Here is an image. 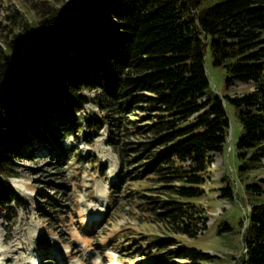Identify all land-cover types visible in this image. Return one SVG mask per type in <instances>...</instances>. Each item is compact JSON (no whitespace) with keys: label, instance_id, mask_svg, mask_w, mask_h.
Returning <instances> with one entry per match:
<instances>
[{"label":"trees","instance_id":"trees-1","mask_svg":"<svg viewBox=\"0 0 264 264\" xmlns=\"http://www.w3.org/2000/svg\"><path fill=\"white\" fill-rule=\"evenodd\" d=\"M90 2L85 7L73 0L62 8L40 3L37 21L23 22L18 13L9 19L13 25L21 20L22 34L0 45V209L11 213L12 228L16 213L10 205L20 208L23 200L4 179L16 175L15 159L25 147L45 142L62 150L58 135H79L84 125L92 145L107 125L119 160L118 181L111 184L114 204L125 198L141 221L196 237L207 217L193 201L203 195L212 154L228 143V105L242 128L238 176L264 169V0ZM208 49L212 65L228 74L226 90L241 83L252 91L211 93ZM90 103L100 113L83 123ZM66 153L59 151V160ZM84 160L106 180L97 156ZM260 182L247 185V192L264 194ZM220 192L222 199L235 198L230 182ZM169 242L150 246L164 249ZM244 250L241 264H264V203L251 205ZM214 257L178 248L161 262Z\"/></svg>","mask_w":264,"mask_h":264},{"label":"rangeland","instance_id":"rangeland-1","mask_svg":"<svg viewBox=\"0 0 264 264\" xmlns=\"http://www.w3.org/2000/svg\"><path fill=\"white\" fill-rule=\"evenodd\" d=\"M72 2L0 0V45L22 34L21 20H17L16 26L9 21L12 14L18 13L23 22L26 19L32 22L39 18L37 7L40 3L62 8ZM77 3L91 6L90 0H77ZM205 68L213 94L236 97L253 89L251 84L237 83L226 90L224 82L228 74L212 65L209 49ZM86 94L92 96L89 92ZM207 98L204 96L201 100ZM227 110L231 122L228 143L221 153L212 154L211 168L201 185L203 195L193 201L207 217L205 227L196 237L170 234L161 226L141 221L142 216L125 198L114 204L111 184L118 181L119 160L108 143V126L94 135L90 145L84 138L87 130L84 125L79 135H68L63 139L58 135L62 150H51L45 142L35 143L25 147L21 158L15 159L16 175L4 181L22 198L23 205L20 208L14 203L10 205L16 213L12 228L8 222L11 213L0 209V264H164L162 257L178 248L196 249L215 257L195 263L169 259L166 264H241L244 241L250 228L251 205L264 203L263 193H248L246 186L262 185L264 169L250 170L242 180L238 176L240 161L236 143L242 137V128L234 107L228 105ZM99 113V108L93 104L85 105L81 113L83 123L87 115ZM103 137L102 148H97V139ZM105 146L116 157L113 158L115 178L109 174L112 167L106 159L109 152ZM59 151L64 154L69 151V154L59 160ZM90 153L105 165L106 180L84 160ZM227 182L235 191L233 201L220 197V189ZM225 226L227 231L223 230ZM162 241H170L164 249L150 246Z\"/></svg>","mask_w":264,"mask_h":264},{"label":"bare ground","instance_id":"bare-ground-1","mask_svg":"<svg viewBox=\"0 0 264 264\" xmlns=\"http://www.w3.org/2000/svg\"><path fill=\"white\" fill-rule=\"evenodd\" d=\"M104 139H105L104 137L100 138V139H97V141H96L97 148H100V149L102 148V145H103L102 142H104ZM105 149H106L107 152H109V155H107L106 159H107L108 163H110V165L112 167V169L110 170L109 174H110V176L112 178H115V163H114L115 161L113 160V158L116 159V157L114 156V154L110 151V149L108 147L105 146ZM110 156H112V158ZM100 185H98V187H97L98 190L101 189ZM4 260L7 261V258H4Z\"/></svg>","mask_w":264,"mask_h":264}]
</instances>
